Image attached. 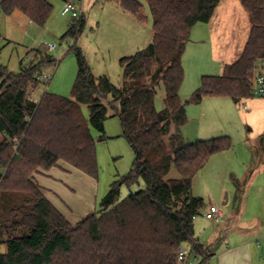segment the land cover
<instances>
[{
  "label": "trees",
  "instance_id": "1",
  "mask_svg": "<svg viewBox=\"0 0 264 264\" xmlns=\"http://www.w3.org/2000/svg\"><path fill=\"white\" fill-rule=\"evenodd\" d=\"M152 18V38L143 50L119 60L121 82L95 78L82 51L72 46L76 76L71 98L44 92L37 102L40 74L55 59L33 52L17 73L0 66V264H181L184 246L206 264L209 247L199 243L193 222L204 200L192 195V180L208 160L232 148L228 137L186 143L180 129L187 122L179 98L184 80L182 57L196 24H207L220 0H145ZM119 8L144 21L143 6L118 0ZM250 30L238 59L221 76H204L188 103L205 97L228 98L236 105L252 98L258 63L264 61V0H240ZM53 8L46 0H1L0 13L22 14L44 27ZM82 15L62 39L74 42L85 28ZM163 108L157 110V90ZM88 109V121L81 107ZM117 117L122 137L134 155L128 173L111 184L98 209L70 225L44 196L34 174L64 162L95 179V141L104 123ZM172 127L175 131H172ZM264 137L261 139L264 143ZM264 145V144H263ZM264 148V147H263ZM172 168L178 179H167ZM144 187L118 201L122 186Z\"/></svg>",
  "mask_w": 264,
  "mask_h": 264
},
{
  "label": "crops",
  "instance_id": "2",
  "mask_svg": "<svg viewBox=\"0 0 264 264\" xmlns=\"http://www.w3.org/2000/svg\"><path fill=\"white\" fill-rule=\"evenodd\" d=\"M143 16L144 21L132 16L122 26L121 45L125 56L121 58L135 54L152 38L151 29L143 27L147 21ZM249 30L248 15L240 0H220L209 23L193 26L182 57V67L191 68L188 78L186 76V81L183 80L185 87L182 83L179 90L187 117L186 124L180 129L183 140L193 143L220 135L216 133L222 123L216 124V121L219 122L217 116L221 111H227L238 124L245 125L253 137V149L240 165L233 164L231 148L213 155L192 180V195L201 180L209 184L207 187L211 191V201L193 222L196 239L209 247L206 264H264V143L261 142L264 137V100L250 98L236 105L228 98L205 97L198 104H186L198 89L202 77L221 76L225 66L238 59ZM255 74H264V61L258 63ZM172 131H175L174 127ZM256 148L263 151L261 156ZM33 178L48 202L62 216L66 213L64 200L74 197L75 185L87 191L88 179H93L64 162H58L48 171L37 172ZM61 181L65 185L55 184L54 187L53 182ZM211 207L217 208L220 214L214 220H207L205 215ZM184 250L190 251L188 246H184ZM189 258H195L198 264L202 261V257L192 254Z\"/></svg>",
  "mask_w": 264,
  "mask_h": 264
},
{
  "label": "rangeland",
  "instance_id": "3",
  "mask_svg": "<svg viewBox=\"0 0 264 264\" xmlns=\"http://www.w3.org/2000/svg\"><path fill=\"white\" fill-rule=\"evenodd\" d=\"M46 1L52 5L53 11L42 28L32 24L18 12L10 16L0 13V66L7 68L10 72L17 73L19 64L28 56V51H32V54H29L28 58L25 59L24 62L26 64L32 59L33 52L50 56L55 59L56 63L53 67L44 70L48 75L49 82L48 84L41 83L39 85L33 94L34 99L38 101L44 92L63 98H71L77 70L75 56L71 51L72 46L75 44L81 49L91 74L95 78L106 77L114 86H119L121 82L119 59L125 56L122 55L121 29L132 16L123 13L119 9L118 0ZM135 1L143 6V14L147 18L143 27L151 29L152 18L146 1ZM66 4L74 5L81 10L86 20L85 28L75 42L70 38L62 39L73 21L69 15H61L62 9ZM150 42L151 39H148L147 44L143 45L139 50L145 49ZM47 45H55L56 49L47 51ZM185 68L183 66L184 79L186 81L188 70L191 68L189 69L186 66ZM183 87H185L184 83ZM155 106L157 110L163 108L162 88L157 90ZM81 113L83 118L88 121L87 107L82 106ZM217 119L219 122L216 121V124L222 123V125L216 133L220 135H216L214 138L225 136L230 139L233 164L238 166L253 149V137L250 136L252 133L248 131L245 125L242 123L238 124L236 119H232L227 111H221ZM90 132L95 141L97 176L94 180L88 179L89 187L87 191L75 185V188H73L74 197L64 200L66 213L63 216L72 225L78 224L83 218L94 213L95 208L96 210L98 209L99 203L108 194L111 184L125 176L134 161L133 152L122 137L121 124L117 117H110L105 121L103 140H100L101 134L94 129L90 128ZM257 151L258 155L261 156L263 151L258 149ZM179 177L177 171L172 168L167 179H178ZM53 183L54 187L57 184L65 185L62 181ZM208 185L201 180L195 186L193 193L194 196L203 198L205 206H208L211 201L209 199L211 191H209ZM143 187L142 182L129 189L122 186L118 201H122L129 194L135 193ZM216 207L223 208L222 206ZM203 211L204 209L200 212V215H202ZM4 252L5 247H1L0 254Z\"/></svg>",
  "mask_w": 264,
  "mask_h": 264
},
{
  "label": "built area",
  "instance_id": "4",
  "mask_svg": "<svg viewBox=\"0 0 264 264\" xmlns=\"http://www.w3.org/2000/svg\"><path fill=\"white\" fill-rule=\"evenodd\" d=\"M61 15L62 16L69 15L73 20H75V19H78L80 16H82V13H81V10H79L74 5L66 4L64 8L62 9ZM55 49H56L55 45L46 46L47 51H54ZM39 81L41 83L48 84L49 78H48V75L44 71L40 74ZM251 96L252 98H258V99L264 100V74H259L255 76V79L252 85ZM30 100L37 102L33 98V92L30 93ZM219 214L220 213L217 208L211 207L208 213L205 215V219L214 220L216 216H219ZM189 257H190L189 253L186 250L182 249L180 250V253L178 255V262L181 264H198L195 258H189Z\"/></svg>",
  "mask_w": 264,
  "mask_h": 264
}]
</instances>
